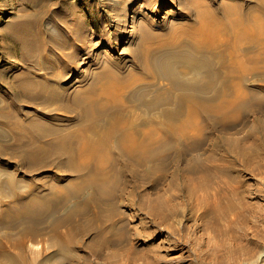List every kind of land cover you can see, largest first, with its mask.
<instances>
[{
    "label": "bare ground",
    "instance_id": "obj_1",
    "mask_svg": "<svg viewBox=\"0 0 264 264\" xmlns=\"http://www.w3.org/2000/svg\"><path fill=\"white\" fill-rule=\"evenodd\" d=\"M111 3L96 12V18L102 20V23L105 19L117 15L119 0H115L112 5ZM162 4L164 0H147L144 3L151 9V15L142 13L144 24H148L143 30L146 34L155 37H149V40L144 43V49H141L143 44H138L139 46L131 50L133 57L121 58L120 63L119 58L115 60L108 57L104 53L105 50H96L97 52L89 55L91 56L88 58L90 67L84 68L81 76L73 80L74 82L71 81L72 84L68 86L62 83L70 79L74 71L79 69V60H85L82 55L91 54V47L97 48L106 40L110 46H113L115 37L118 35V27L108 32V38L101 35L100 39L95 41L94 36L90 37V32L94 35L102 30L107 32L112 26L108 24V29H103L101 23L99 27L93 24L89 26L90 23L87 24L88 26L82 24V18L88 16L94 19V14L91 15L89 8L80 7L79 4L71 5L70 8L76 15L72 20L66 21L67 26L57 23L55 25L57 29L53 30L52 27L53 31L43 25L48 11L42 10L39 13L41 36L38 37L34 34L30 35L27 31H14L10 25L5 27L7 35L19 48V61L11 65L22 67L16 74L7 73L13 78V83L7 81L0 70V87H8L9 83L22 101L38 103L43 107L41 111L37 110L32 115L26 113L25 117L17 119V126L27 136L17 139L14 136V143L19 144L16 158L29 170L58 164V167L70 171L72 175L79 178L68 186L60 185L66 188L72 185V188L63 197L60 196L59 199H62L58 202L50 204L47 199L49 195L53 196L61 191L59 185L56 186L53 183L43 191L39 187H34L33 191L27 195H17V200L2 210L4 222L0 220V224L2 222L3 227L18 230L12 247L1 238L3 236L0 233V259L4 261V264H37L23 252L24 239L41 237L46 228L51 232L50 237L55 246L69 248L71 244L82 245L84 236L90 234V230H81L82 217L91 213L92 218H98L101 212L108 208L106 198H110L114 191L110 189L114 178L128 179L131 173L138 174L136 170L138 167H141L148 176L154 171V162L163 155L165 148L177 149L180 152L200 148L205 138L206 122L204 123V120L206 118L215 114L221 115L231 109L245 111L247 99L253 94L255 96V93L258 94L255 92V86L248 88L247 84L249 68L264 63V16L253 15L248 11L246 15L237 16L232 20L233 31L230 37L227 36L226 41H223L227 51L222 62L226 61L228 68H225L227 70L226 73L224 72L225 78L221 88H223L222 96L226 101L220 106H214L211 100L220 92L217 93L215 90L210 95L206 90L198 87L197 79H195L198 73L195 72L197 70L195 66H190V70L193 69L191 78L186 79L184 76L183 80H178L176 75L167 69L168 59L171 56L193 59L198 57L203 48L215 42V39L211 38L214 33L209 31L205 22L200 26H194L189 22V13L186 11L183 18L180 16L179 25L175 27L173 34L166 40L158 41L160 36L157 37L155 33L169 28L167 19L164 22H158L155 17L159 14L158 9ZM260 7L264 13V3L260 6V0L252 9L257 11ZM198 12L204 20L208 15L214 18V22L218 19L209 10ZM133 17L135 18V14ZM131 30L133 29L129 32ZM50 33L52 35H49ZM47 36L50 40L46 41ZM184 37H188L192 42H185ZM157 41L161 49H155ZM64 50L69 51L64 53ZM49 51L51 54L53 52L59 54L54 57V62L51 54L49 56ZM106 57L107 63L96 66L97 60L102 61ZM192 61L195 65V61ZM203 66L205 68L206 65L203 64ZM38 68H45V72L38 78L32 77V69ZM90 69L94 71L90 72ZM220 71L211 68L208 78L211 81L208 83V88L215 83L216 78L223 76ZM84 78L88 80V83L76 88L79 82V84L83 83ZM89 78H91L90 81ZM166 78L173 88L180 91H176L179 94L177 98H174V100L177 99L174 101L176 102L174 108L165 107L162 118L143 119L141 124L125 116L121 109L127 101L141 102L145 107H151L153 102L146 99L150 87L154 86L158 80ZM235 78L239 80L236 81ZM72 85L76 87L73 88ZM227 86H230L231 90H228ZM98 89L102 90L100 94ZM119 90H130V92L123 100ZM205 91L206 93L203 94ZM1 93L4 95L3 92ZM162 94L157 95L156 104L162 103L160 101L163 99ZM102 97H106L105 102H100ZM167 99L168 97L164 100ZM52 105L75 108L78 112V126L68 128L66 126L68 120H62L65 122L63 124L55 119L57 121L54 123L53 112L44 110ZM107 105H111L112 109L104 113L102 108ZM263 105V100H260L252 110L257 112L263 108ZM254 123L250 136L253 137L256 147L241 145L240 141L243 139L240 138L232 140L220 138L215 142V146L222 147V150L213 149L207 156L194 154L185 168L178 170L184 176L188 194L196 195L198 204L204 209L203 216L210 217L213 224H217L220 218L229 219L230 213L235 209L237 215L241 216L244 209L248 208L243 196V188L248 186L244 178L246 173L261 175L262 185L259 190L264 189V119L259 116ZM11 130L15 135V126ZM0 146H2L1 141ZM9 149V146L0 148V150ZM217 159L221 162L218 163ZM134 192H137L134 188L127 190L125 198L129 203L135 201ZM142 195L146 197L148 192L145 191ZM140 206L148 208L144 201L140 203ZM109 209L117 208L113 204ZM145 210L150 215L155 214L153 211L155 209ZM165 210L166 212L160 214V222L167 226L169 219L179 211L178 209ZM158 211H164V209H158ZM63 226L67 227L66 231L62 229ZM171 227L168 226V228ZM76 232L79 234L77 239ZM96 232L100 234L101 229L98 228ZM39 243L43 247L42 242ZM61 248L64 249V247ZM42 252L43 248L38 251V254L41 255Z\"/></svg>",
    "mask_w": 264,
    "mask_h": 264
},
{
    "label": "rangeland",
    "instance_id": "obj_2",
    "mask_svg": "<svg viewBox=\"0 0 264 264\" xmlns=\"http://www.w3.org/2000/svg\"><path fill=\"white\" fill-rule=\"evenodd\" d=\"M114 1L0 0V70L4 74L5 79L13 83V78L7 73L16 74L22 67L21 65L15 67L11 65V63L19 61V48L7 35L5 27L10 25L14 31H27L30 35L41 36L39 33L41 24L39 13L44 9L48 13L43 25L51 30L52 27L53 30L57 29L55 27L57 23L67 26L66 21L72 20L76 15L71 10V5L78 4L80 7L86 6L87 9L89 8L91 15L94 14V19L88 16L82 18V24L87 25L90 23L89 26L93 24L99 27L101 23L103 24V29H108V24L112 26L107 32L102 29L101 32L95 35L90 32V37L94 36L95 41L99 40L101 35L108 38V32L114 31L117 27L119 29L113 46H110L107 42L108 40H106V42L103 41V43L99 44L97 48L91 47V54L84 53L82 55L85 60H79V69L74 71L70 79L63 81L62 85H71V81L74 82L79 78L84 71L83 69L90 67L88 58L91 56L89 55L100 49L105 50L104 53L108 57L115 60L119 58V63L121 58H132L131 50L138 44H143L141 49H144V43L149 40V37H154L146 34L143 30L148 24H144L142 13L150 14L151 9L144 5L147 0H119L116 12L118 18L116 16L107 18L102 23V20L97 19L95 16L97 10H101L100 8H104L105 5H109L111 2L112 5ZM258 1L164 0V4L158 9L159 14L155 17L158 22H164L167 19L169 28L158 30L157 33L154 32L157 37L160 36L158 41L166 40L173 34L175 27L179 25L180 16L183 18V14L186 11L189 13V22L194 26H200L205 22L209 31L214 33L211 38L215 39V42L203 48L199 52L198 57L194 59L192 57L178 58L171 56L168 59V71L174 73L178 80H183L184 76L186 79H190L191 70H193H190V66H195L197 69L195 72L196 74L198 73L196 75L197 78L195 77L198 87L206 90L210 95L215 90H217V93L220 92L211 102L214 106L223 104L226 100L222 96L223 88H221V85L227 70L225 68H228L227 62H222L227 51L223 41H226L227 36L230 37L233 31L231 22L235 17L246 15L248 11L253 13V15L261 14L264 16L261 7L257 11L252 9ZM262 3H264V0H260V6ZM199 10L204 12L209 10L218 19L214 22V18L208 15L206 20H204L198 15ZM133 14H135V18ZM188 24L185 25L189 27ZM130 29L133 30L129 32ZM51 33L49 35H52ZM46 35L48 34L46 33ZM49 38L47 36L45 40H50ZM184 39L186 40L185 42H192L188 37H184ZM158 41L155 44V49H161L158 46ZM68 51L64 50V53H68ZM50 54L51 51H49V56ZM55 56H59V54L56 52L51 54L53 62L55 61ZM192 60L195 61V65ZM107 62V57L102 61L97 60L96 66ZM203 64L206 65L205 68ZM211 68L221 70L220 73L222 72L223 76H221L222 78H216L214 81L216 84L214 83L208 88V83L211 81L208 79ZM89 71L93 72L94 70L90 69ZM44 72L45 68L32 69L31 76L38 78ZM234 80L237 81L239 79L235 78ZM79 83L77 84L78 87L72 85L74 86L73 88L85 86L88 80L84 78L83 83ZM8 85V87H0V141L2 143L0 148L3 146L10 147L9 150H0V220L2 222H4L2 210L16 201L17 195H27L33 191L34 187H39L43 191L44 188H48L54 183L56 186L59 185L58 187L61 188V191L56 195L47 197L49 203L53 204L62 199H59L60 196L63 197L71 190L72 185L68 188L66 186L79 178L72 175L70 171H65L63 168L58 167V164L29 170L26 166L19 163L16 158L18 157L17 147H19V144L14 143V136L17 139L27 135L20 131L16 121L20 117H25L26 113L32 115L37 110L41 111L43 107L38 103L31 104L22 101L17 96L16 91L12 89V85L9 83ZM254 86L256 87L255 92L258 94L255 93V96L253 94L247 99L245 111L231 109L221 115L215 114L204 120V123L206 122L205 138L200 148H192L181 152L177 149L165 148L163 155L154 162V171L148 176L145 175L141 167H138L136 169L138 174L131 173L129 178L127 176L129 180L124 177L114 178L113 184L110 186V189L114 191L111 193L110 198H106L108 208L104 209L98 218H92L91 213L82 217L83 228L81 230H90V234L84 236L82 245L75 246L71 244L69 248L66 246H55L53 239L50 237L51 232L46 228L41 237L24 239L25 249L23 252L27 253L29 258L34 259L37 264H264V189L259 190L262 185L261 175L245 174L244 178L248 186L243 188V196L248 208L244 209L243 214L238 216L235 209L230 213L229 219L220 218L217 220V224H213L210 217L205 218L203 216L204 209L198 204L196 195L192 194L190 196L188 194V186L184 176L178 172L179 169L185 168L194 154L207 156L213 149L222 150V147L218 148L215 146V142L220 138H229V140L240 138L244 140L240 141L241 145L256 147L250 132L253 130L251 128H253L256 118L260 116L264 119V105L257 112L255 110L254 112L252 108L258 101L263 100L264 102V63H260L254 68H249L247 87L253 88ZM227 89L231 90L230 86H227ZM130 90L118 91L123 100ZM176 91L180 92L179 89L173 88L167 78L160 79L155 82L154 86L150 87V91L146 95L147 101L153 102L151 107H145L141 102L127 101L121 111L127 118L135 119L137 124H141L143 119H160L165 107L174 108L176 103L174 101L177 100H174V98H177L179 94ZM101 92L102 90L98 89V94ZM160 93H163L161 96L163 99L160 100L162 103L156 104V97ZM167 97L168 99L164 100ZM105 101L106 97L100 99V102ZM145 103L147 104V102ZM102 109L104 113H107L112 109V106L107 105ZM44 110L53 112L55 115L54 123L57 121L55 119L60 120L59 122L63 124L65 122L62 120H68L66 123L68 128H76L78 126V112L75 108L52 105L44 108ZM13 126H15L16 130L15 135L11 130ZM168 133L170 134L169 130ZM257 133L259 132L257 131ZM216 161L218 163L221 162L220 159ZM60 185L66 186L60 187ZM132 188L137 192H134L136 196L134 203H129L125 196H127V190ZM145 191L148 192V197L142 195ZM143 201L149 209H155L153 210L155 214H148L145 210L148 208L140 206ZM159 201H163V204ZM113 204L116 206V210L109 209ZM158 209H164V211H158ZM165 209H178L179 211L178 214L169 219V225L167 226L160 222V214L166 212ZM2 222L0 224V233L3 237L1 238L12 247L16 241L18 230L16 231L7 226L3 227ZM168 226L172 227L168 228ZM66 228L65 226L62 227L65 231ZM98 228L101 229L100 234L96 232ZM75 234L77 239L79 234L77 232ZM39 239L43 247L40 245ZM61 247H64V249ZM42 248L43 252L39 255L38 251L42 250ZM0 264H4L1 259Z\"/></svg>",
    "mask_w": 264,
    "mask_h": 264
}]
</instances>
